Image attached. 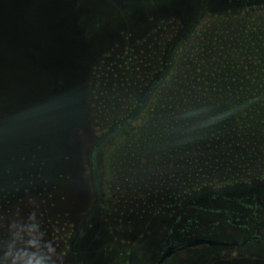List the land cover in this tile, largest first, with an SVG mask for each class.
I'll list each match as a JSON object with an SVG mask.
<instances>
[{
	"label": "rangeland",
	"instance_id": "1",
	"mask_svg": "<svg viewBox=\"0 0 264 264\" xmlns=\"http://www.w3.org/2000/svg\"><path fill=\"white\" fill-rule=\"evenodd\" d=\"M22 3L32 7V14L40 4L72 20L66 33L76 48L63 56L67 70L59 72L51 91L59 115L69 109L63 92L77 89L88 99L87 90H80L82 84L88 88L99 83V78L89 76L91 67H122L129 53L130 66L140 67L156 65L167 50L176 55L229 51L237 56L235 70H244L243 78L236 79L247 91L228 103L217 99L225 105H218L210 118L231 132L220 141L230 143L231 154L235 151V167L191 188L173 186V156L164 158L150 129L141 130L139 138L120 133L117 150L111 147L113 141H106V126L94 124L84 141L68 146L70 178L55 193L52 208L34 195L28 210L16 205L0 209V264H156L166 246L197 238L250 241L238 247H189L162 264H264V0ZM104 54L111 57H101ZM117 54L123 60L115 59ZM206 63L218 65L213 60ZM34 99V106L44 105L40 94ZM228 106L236 107L235 114ZM16 127L7 139L9 151L26 147L16 131L26 134L28 127Z\"/></svg>",
	"mask_w": 264,
	"mask_h": 264
},
{
	"label": "trees",
	"instance_id": "2",
	"mask_svg": "<svg viewBox=\"0 0 264 264\" xmlns=\"http://www.w3.org/2000/svg\"><path fill=\"white\" fill-rule=\"evenodd\" d=\"M130 54L128 63L122 67L116 64L107 66L105 70L91 67L93 72L89 76L100 80L88 88L82 84L80 90L85 94L87 90L88 99L77 89L63 92L69 106L66 115L55 112L52 92L42 95L35 87L34 93L42 95L44 112L42 114L41 106L34 108V120L27 121L28 133L16 131L19 139L23 135L22 142L26 147H20V151L8 150V154L3 155L7 163V182H0V209L16 205L28 210L34 195L49 201L47 207L52 208L50 205L55 193L63 189L65 180L70 178L68 146L84 141L96 123L106 126V141H113V146L119 145L120 133L124 136L134 133L139 138L141 130L150 129L167 159L175 156L176 150L179 152L178 146L187 149L188 145L197 144L196 148H199L209 144L205 133L214 124L210 118L218 110V105H225L219 102L228 103L231 96L245 95L247 91L243 85L233 86L228 82L233 72L235 77L244 76L242 69L232 72L237 65L233 58L237 56L229 51L215 54L189 51L176 55L167 50L161 54L156 65L140 67L130 66ZM101 57L110 58L111 55ZM123 57L117 54L115 59ZM242 57L244 59V54L240 55V59ZM181 59L184 64H180ZM206 60H213L218 65L207 64ZM254 91V95L259 94L258 90ZM167 137L170 138L166 140ZM129 141L134 143L136 140ZM192 163L185 161L175 165L170 176L179 179L184 172L194 171ZM184 185L189 187L191 184L186 181ZM253 262L247 264H255Z\"/></svg>",
	"mask_w": 264,
	"mask_h": 264
},
{
	"label": "water",
	"instance_id": "3",
	"mask_svg": "<svg viewBox=\"0 0 264 264\" xmlns=\"http://www.w3.org/2000/svg\"><path fill=\"white\" fill-rule=\"evenodd\" d=\"M22 1L0 0V182L2 184L7 182L5 175L7 163L3 158V155L9 152L6 147L7 139L13 135L15 126L25 128L28 126V119L34 120L33 110L37 107L34 106L35 87L42 95L50 93L55 86V79L60 75L59 72L67 70L63 56L72 54L71 52L76 48L70 45L71 39L66 33L72 20L62 18L57 11H53L52 7L41 8L40 4L32 14L30 11L32 7L24 8ZM8 2L12 6L9 4L7 6ZM38 43H41L43 48H40ZM41 50L44 53H38ZM36 56L39 58L36 59ZM41 94L40 98H42ZM40 106L43 108L41 109L43 114L44 105ZM202 244L214 247L240 246L239 242L197 238L168 247L158 264L178 251Z\"/></svg>",
	"mask_w": 264,
	"mask_h": 264
},
{
	"label": "flooded vegetation",
	"instance_id": "4",
	"mask_svg": "<svg viewBox=\"0 0 264 264\" xmlns=\"http://www.w3.org/2000/svg\"><path fill=\"white\" fill-rule=\"evenodd\" d=\"M233 66H234V64H233ZM235 69L236 68H233L232 72ZM235 76H236V74H234V72H233L232 78L230 79V81H232L231 84L233 86H235V84H238V81H239L240 82L239 84L243 85V84H241L242 81L239 80V79H236ZM258 92H259V90H258ZM233 96H231V97H233ZM229 108H230L231 111H234L233 114H235V108L236 107L233 106V107H229ZM242 110H243V108L240 111H242ZM239 113H241V112H239ZM237 114H238V112H237ZM205 134L207 135V137L205 138L206 141H210L209 144L205 143V144L201 145V147H199V148H196L197 144L188 145L187 149H184L183 147L178 146L179 152L176 150L175 151L176 153H174L175 156L173 155V158H172V160L174 161L173 162L174 167H175V165L183 164V162H185V161L186 162L193 161L191 166L194 168V171L188 170L187 173L184 172V175L179 177V179H175V177H171L170 176L171 182L173 183V186H178L179 188H184V189L185 188H191V187L197 186V184L202 179H210V178L216 176V174H220L223 171H226V172L229 171L231 169L230 167H232V168L235 167L233 165L234 162L236 161L235 160V158H236L235 157L236 156L235 151L232 152V154H231V151H230V148H229L230 147L229 146L230 143L228 141H226V142L220 141L221 139H223L225 137L226 138L230 137L231 132L228 134V127L227 126H223V124L220 125V124L214 122V124H213V126L211 128H207L206 129V133ZM233 146H234V144H233ZM111 147H115L118 150L117 146H113L112 145ZM118 153L115 155V157L118 155ZM170 159H171V157H170ZM188 166L189 165L187 164V167ZM168 175H170V174H168ZM186 181L189 184H191V185H189V187L184 185ZM222 211L226 212L228 217H232L233 216L231 214V212H229L227 210H222ZM44 214H47V213L44 212ZM40 222L42 223V220ZM45 222H47V220H45ZM254 238L260 239L259 236H254ZM249 241H250V239L246 240L244 243L239 242V244L241 246V245H243V244H245V243H247ZM172 246H175V245H172ZM172 246H166L164 251L168 247H172ZM220 247H223V246H220ZM162 254H161V256H162ZM159 260H160V258H159ZM159 260L157 261L156 264H158Z\"/></svg>",
	"mask_w": 264,
	"mask_h": 264
}]
</instances>
